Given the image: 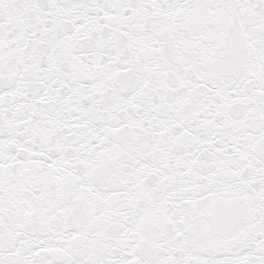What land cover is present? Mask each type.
Returning a JSON list of instances; mask_svg holds the SVG:
<instances>
[{
  "label": "snow or ice",
  "instance_id": "obj_1",
  "mask_svg": "<svg viewBox=\"0 0 264 264\" xmlns=\"http://www.w3.org/2000/svg\"><path fill=\"white\" fill-rule=\"evenodd\" d=\"M0 264H264V0H0Z\"/></svg>",
  "mask_w": 264,
  "mask_h": 264
}]
</instances>
